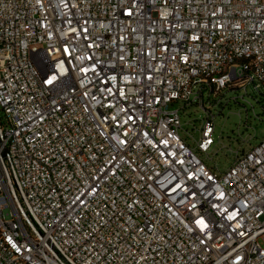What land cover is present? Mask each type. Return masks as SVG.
I'll list each match as a JSON object with an SVG mask.
<instances>
[{"label":"built area","instance_id":"obj_1","mask_svg":"<svg viewBox=\"0 0 264 264\" xmlns=\"http://www.w3.org/2000/svg\"><path fill=\"white\" fill-rule=\"evenodd\" d=\"M247 86L264 0H0V264H264V138L179 133Z\"/></svg>","mask_w":264,"mask_h":264},{"label":"rangeland","instance_id":"obj_2","mask_svg":"<svg viewBox=\"0 0 264 264\" xmlns=\"http://www.w3.org/2000/svg\"><path fill=\"white\" fill-rule=\"evenodd\" d=\"M209 100V101H208ZM204 98V106L213 115L214 143L207 153L196 149L204 111L197 105L180 110V135L200 159L216 172H224L232 163L235 150L247 149L264 138V95L252 86L246 89L224 90L215 96ZM175 103L171 108H179ZM0 121L5 115L0 110ZM186 131L193 136L188 137Z\"/></svg>","mask_w":264,"mask_h":264},{"label":"snow or ice","instance_id":"obj_3","mask_svg":"<svg viewBox=\"0 0 264 264\" xmlns=\"http://www.w3.org/2000/svg\"><path fill=\"white\" fill-rule=\"evenodd\" d=\"M57 79L56 76H52L51 79L47 80L46 82L48 84H52L53 81H55ZM224 211H227V209H225ZM235 217V214L230 215L228 218L229 219H233ZM197 225L200 227L201 231H203L204 229H206L208 227V225L205 223V221L203 220V218L199 219L196 221Z\"/></svg>","mask_w":264,"mask_h":264}]
</instances>
